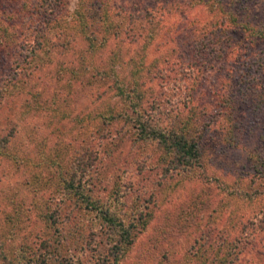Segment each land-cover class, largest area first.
<instances>
[{"label": "rangeland", "instance_id": "rangeland-1", "mask_svg": "<svg viewBox=\"0 0 264 264\" xmlns=\"http://www.w3.org/2000/svg\"><path fill=\"white\" fill-rule=\"evenodd\" d=\"M20 3L0 0V135L10 150L0 155V264L40 245V211L59 198L55 161L71 163L85 148L94 152L95 193L117 215L136 209L145 219L116 264H199L191 254L203 233L201 257L212 264L235 240L231 264H264V39L229 21L263 27L264 0H64L54 13L42 8L39 19L56 22L38 44L42 21L28 25ZM97 8L104 30L92 49L61 26ZM94 68L124 86L142 82L145 114L184 126L195 163L168 168L161 143L138 140L126 120L101 123L102 113L127 107L90 80ZM59 205L64 237L86 258L84 239L94 235L73 225L68 200Z\"/></svg>", "mask_w": 264, "mask_h": 264}, {"label": "trees", "instance_id": "trees-1", "mask_svg": "<svg viewBox=\"0 0 264 264\" xmlns=\"http://www.w3.org/2000/svg\"><path fill=\"white\" fill-rule=\"evenodd\" d=\"M62 1L64 0H21L20 5L24 7L23 11L25 15L29 16L28 25L37 24L42 21L44 26L42 27L40 24L37 30L38 33L34 31V42L36 41L37 44L40 43L41 40L42 43L43 41L44 43L47 42L45 38H40L47 27L53 26L51 22L53 24L56 22L55 18H43L40 20L42 8L54 13ZM38 7L40 13L36 11ZM79 8L82 7L79 6ZM99 13V8L96 10L92 9V11L89 10L86 13L84 12L79 20L76 19V22L72 26L63 25L61 27L65 31L69 29L74 30L73 32L81 35L89 43V47L93 49L97 39V32L103 29L101 25L98 24L100 19L97 14ZM219 21L221 23L223 20L220 18ZM229 21H232L233 25L242 28V30H247L250 37L254 39H264V26L258 28L252 27L236 16L230 17ZM24 23H26V20ZM217 29L218 32L215 35L216 40L219 39L218 34L220 33V26H218ZM211 33L212 31L210 34ZM26 36L27 35H23L25 41L21 43L22 45H28ZM214 42L215 41H213V43ZM5 43L7 45L9 44L8 41ZM39 49L32 50L31 55ZM25 53V56L30 55V51H25ZM16 59H14V61H16ZM138 70L140 71L139 68ZM94 71H97V75L93 74L90 80L99 85H105L107 90L115 91L116 95L123 99L127 107L123 109L107 110L105 113H102L100 115L101 123L123 119L136 128L138 140L155 142L156 144L161 143V147L163 146L170 154H160L159 161L168 168L170 166L174 169H177L179 166L190 167L195 163L197 158L195 149L196 143L187 136L189 133H187V129H185L184 126L178 128L175 119L172 120L168 127H164L161 124H154L155 116L145 114L143 108L145 90L142 88V82H139L136 78L131 80L127 86H124L118 77H114V75L109 76L105 69L99 70L98 68H94ZM95 117L97 116L93 118ZM178 129L180 130L178 131ZM6 142H9L7 137H2V135H0V155L9 153L10 151L8 147L9 143ZM93 155L94 152L91 153L88 148H85L71 163L67 162L65 164H60L59 160L55 161V172L61 184L59 190L56 191L59 198L53 201L56 204L50 203L47 205L46 203L40 211V216L43 217L47 223L45 226L46 232L44 230V233L41 235L42 238L39 241L40 245L38 247L32 248L28 245L27 248L20 253V260L18 262L12 260L9 264H116L117 260L125 253L127 246H129L134 239L133 237L137 226L139 224L143 226L145 219L141 217V211L136 209L123 211L124 213L121 216L117 215L114 210L116 209L114 204L108 203V201L103 200L95 193L97 179L93 176L94 171H92L94 167ZM11 159L27 160L25 157L21 159L19 156ZM65 200H68L70 203L69 213L74 221L73 225H77L81 230L84 227H87V230L89 228L92 232L91 235L95 237L91 242L84 239V247L88 251L87 255L91 253L92 257H94L92 262L87 260V255L86 258L83 257L80 251L78 252L79 254H76L68 240L64 237L66 234L65 232H68L67 227L69 224H67L64 211L61 213L63 214L62 218L61 214L59 215V211H61V207L63 206L59 204ZM206 236V233H203L202 239L198 237V239L194 240L193 246L195 250L191 255L192 258L195 257L197 261L199 260V264L213 263L212 260L207 257H201L207 252V249L204 247L205 242H203ZM86 238H88V236ZM237 241H234L232 251H225L224 254L220 255L218 258L219 261L216 262V264L232 263L237 252L240 251L241 245ZM196 250L198 251L197 256H195Z\"/></svg>", "mask_w": 264, "mask_h": 264}]
</instances>
